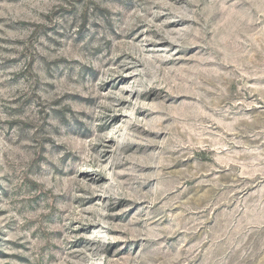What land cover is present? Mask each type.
<instances>
[{
    "label": "clouds",
    "instance_id": "1",
    "mask_svg": "<svg viewBox=\"0 0 264 264\" xmlns=\"http://www.w3.org/2000/svg\"><path fill=\"white\" fill-rule=\"evenodd\" d=\"M5 40L0 249L264 264V0H0Z\"/></svg>",
    "mask_w": 264,
    "mask_h": 264
},
{
    "label": "rangeland",
    "instance_id": "2",
    "mask_svg": "<svg viewBox=\"0 0 264 264\" xmlns=\"http://www.w3.org/2000/svg\"><path fill=\"white\" fill-rule=\"evenodd\" d=\"M173 2H174V0H173ZM128 7L131 8L132 5L129 4ZM162 19H163V17H162ZM187 23H188L187 21L174 20L169 25H167L166 27H169V28H172L175 30H179V29H182ZM0 43H3V44H20V43H22V41L5 40V41H0ZM167 43H168V41H165L164 44L160 45V46L161 47L166 46ZM173 47H175V45ZM197 47L190 49L189 54H195L197 51ZM2 50L4 52L14 51V49H12V48H4ZM22 58H23V53H21L19 57H11V58L4 59L3 64H0V69H8V68L15 67L17 64H19L20 59H22ZM18 75H22V73L18 74ZM97 78H99V77L97 76ZM15 82H18V76H14L13 80L10 81L9 83H15ZM129 82H130L129 77H127V76L121 77L120 81H119V85H117V87H119L120 85L129 83ZM105 90H108V89H105ZM12 112L15 114H20L22 112V109H13ZM119 122H120V118H117L116 123L118 124ZM11 123L16 124L18 122L12 121ZM82 175H86V174L82 173ZM103 179L106 181L107 178L104 177ZM8 195H9V193L7 191H5L4 197L7 198ZM36 199H39V198H36ZM97 199H99V198H93V200L89 201L87 204H85L83 206L87 207L89 204L94 203ZM4 214L5 213L3 211H0V215H4ZM75 223H77V222H73V224H75ZM89 228H91V226H89ZM76 231L81 233V234H83L85 232V230L83 228L77 229ZM5 243L11 244L13 247H18V245H16L14 242H11V241H7ZM83 245H84V237H83V235H81L80 240L77 241L73 245V248L82 247ZM108 259L110 261H118L120 259V257L109 254ZM26 261H27V258L20 255L18 252H8V251H4V250L0 249V264H26Z\"/></svg>",
    "mask_w": 264,
    "mask_h": 264
}]
</instances>
